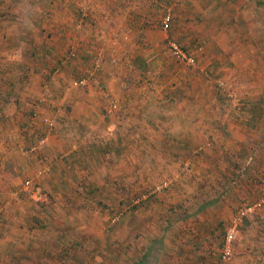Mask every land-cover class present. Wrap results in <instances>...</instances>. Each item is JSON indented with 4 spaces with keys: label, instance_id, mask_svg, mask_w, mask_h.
Returning a JSON list of instances; mask_svg holds the SVG:
<instances>
[{
    "label": "rangeland",
    "instance_id": "374dc122",
    "mask_svg": "<svg viewBox=\"0 0 264 264\" xmlns=\"http://www.w3.org/2000/svg\"><path fill=\"white\" fill-rule=\"evenodd\" d=\"M40 1L23 0L26 20ZM81 2L61 18L63 43L40 30L19 61L5 57L17 44L0 8V97L26 105L17 130L28 131L22 145L0 143V157L33 169L0 166V264H264V202L242 217L231 257L219 256L232 215L264 199V12L245 0H114L135 4L141 23L86 45L74 41L88 30ZM81 124L87 137L130 138L99 157L93 199L84 189L53 199L40 178L70 157L49 139ZM72 169L63 174L78 179Z\"/></svg>",
    "mask_w": 264,
    "mask_h": 264
},
{
    "label": "crops",
    "instance_id": "0c3cea01",
    "mask_svg": "<svg viewBox=\"0 0 264 264\" xmlns=\"http://www.w3.org/2000/svg\"><path fill=\"white\" fill-rule=\"evenodd\" d=\"M79 1H82V5L84 4V7L86 9L85 13L89 14V17L85 19L86 21L84 22L85 26L88 27V30L86 31L87 33H85L86 37L84 39H81V41H79V37L76 38L74 40L76 43L80 42L81 44L85 43L86 45L88 43H95V45H97L98 43L96 42V40L104 38V28H136L141 23L140 16L137 14L141 12V10H137L135 8V4H132L130 7H122L117 6L114 3V0H41L40 3L31 6L32 10L29 20H26L23 17V0H0V8L3 11L7 10L11 12V14L5 12L3 16L13 17L12 20L6 18L4 20L5 22L3 26L5 27L6 23H9V26H7L6 28H13L14 34H12L11 37H13L14 42L17 44L15 47L10 49L15 53L13 55H6V59H12V57H14V59L18 61L24 59L20 54V51L23 47L22 43L24 42V40L31 37L35 40V35L39 33L40 30L41 32L44 31L48 36H52L53 41L63 43L65 41V38L62 37V35L67 36L65 31H68V25L66 20H61V18L66 17L73 10L79 12V10H77L79 8ZM250 2H252V4H255L257 10L261 9L262 12H264V0H245L243 5L246 7ZM77 5L78 8L76 9L75 7H77ZM147 10L144 11L147 12ZM123 13L126 14L123 15ZM68 18L70 17L68 16ZM68 23L70 24V22ZM33 39L32 44H35ZM106 43L108 44V41ZM95 52L97 53L96 49ZM29 55L32 58L34 57V55H31V53ZM85 55L90 56L86 51ZM85 55L83 53L81 57L84 59L86 58ZM6 86L9 88L8 85L0 83V94L2 92L6 94ZM12 87L15 89L16 86ZM22 105L23 104L20 103L16 104V102L11 103L9 101H5L2 97H0V119L4 118L3 122L0 121V143L10 146L11 143L12 145H15L14 143L16 142L17 145H22V137L27 135L26 132H28L26 128L25 133H22V131L19 129L17 130V123H20L18 122L19 120H17V117L21 116L22 112H25L24 109L22 111L21 107L26 109V105ZM12 117H14V120L12 119ZM116 122L117 121H115V123ZM2 123L4 124L3 127ZM79 123H81V121ZM63 125L65 124H62V126ZM79 127L80 128L78 129L65 128L66 131H63V134H61L59 130L58 132H60V138H57V134H55L49 139V142L51 143V150L53 148L59 147L70 157V163H67L66 166L63 163H59L53 160V162L48 164L50 166L49 173L47 175L45 174L44 177L41 176L42 178H40L43 180L44 186L48 189V192L50 193V195H52L53 199H68L67 197H65L69 196L68 191L69 193L74 192V194H76V190L80 191L82 189H84V192L88 193L86 199H93V195L96 194L95 189L98 187V185H94L92 179L93 174H91L90 172L93 173V171H97V166L100 165V156L104 157L108 155L110 157H114L115 155H117V150L120 147V143H122V140L127 135L129 136L128 132H124L123 137L116 138L114 139V141H108V139H105L107 137L96 139L95 136L87 137L86 134H83L84 132H81V127H83L82 124L79 125ZM132 137L133 135H131V138ZM8 154H10L8 150L6 151V153L2 154V156L0 157V161H2L0 162V166L3 164V160L8 161L10 159L12 161V166L14 169L18 168V164H20L21 162L22 165H20V168L22 170H24L23 166H25L26 170L30 171V173H33V169H28V167L23 164L20 155L18 160H15ZM50 154L51 153L49 151V155ZM15 157H18V155H15ZM76 161L78 162L80 167L74 165V162ZM79 162H81L82 164ZM86 163L91 164L87 166ZM72 165L75 169H78V179H76V177L74 179H70L69 176L63 174V172L65 173V171L67 170L68 172H70L69 175H76L75 170L72 169ZM60 170L62 172H60ZM85 171L86 173H90L88 178L87 176H84ZM81 174H83L82 177ZM105 177L110 178L107 175ZM103 180L106 183H110L109 185L111 186V188L118 186V182L115 178L113 179V181L106 180L105 178ZM103 184H101L100 187H104ZM51 191H53V193H51ZM230 200L231 199H229V201Z\"/></svg>",
    "mask_w": 264,
    "mask_h": 264
},
{
    "label": "built area",
    "instance_id": "2783aa9c",
    "mask_svg": "<svg viewBox=\"0 0 264 264\" xmlns=\"http://www.w3.org/2000/svg\"><path fill=\"white\" fill-rule=\"evenodd\" d=\"M171 24V11L168 9L166 12H164L162 19H161V26L163 29H167L169 25ZM169 48L171 52L176 56L177 58L185 59L187 62L192 63L193 62V56L190 54H187L183 48H181L180 45L176 44L173 41L169 42ZM47 125L50 127L52 125V122L49 121ZM45 141V137L38 138L37 143L32 144L29 148L30 151L36 150L43 142ZM23 187L29 190V193L32 197H35L38 199L36 187L32 185V182L29 179H26L23 182ZM264 202V199H260L258 201H255L251 203L250 205L243 206V209H240L235 214L232 215L230 223L228 227L225 230V236H224V242L222 244L221 251L219 252V256L222 260H227L231 257L232 253L234 252V238L235 235L238 233L239 224L241 222L242 217L247 215L249 212H252L254 209L261 207L262 203Z\"/></svg>",
    "mask_w": 264,
    "mask_h": 264
}]
</instances>
